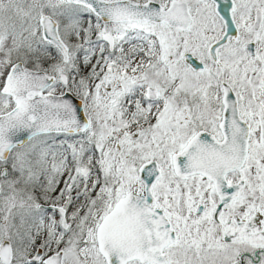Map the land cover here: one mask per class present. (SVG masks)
I'll return each mask as SVG.
<instances>
[{
    "label": "snow or ice",
    "instance_id": "1",
    "mask_svg": "<svg viewBox=\"0 0 264 264\" xmlns=\"http://www.w3.org/2000/svg\"><path fill=\"white\" fill-rule=\"evenodd\" d=\"M0 264H264V0H0Z\"/></svg>",
    "mask_w": 264,
    "mask_h": 264
}]
</instances>
